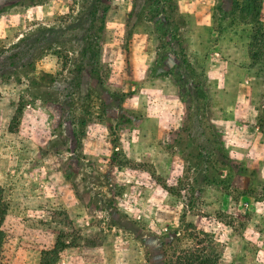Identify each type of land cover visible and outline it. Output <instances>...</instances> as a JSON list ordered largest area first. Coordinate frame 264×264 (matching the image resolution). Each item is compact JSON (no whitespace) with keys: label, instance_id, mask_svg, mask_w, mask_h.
Returning <instances> with one entry per match:
<instances>
[{"label":"rangeland","instance_id":"1","mask_svg":"<svg viewBox=\"0 0 264 264\" xmlns=\"http://www.w3.org/2000/svg\"><path fill=\"white\" fill-rule=\"evenodd\" d=\"M263 43L264 0H0V264H264Z\"/></svg>","mask_w":264,"mask_h":264},{"label":"trees","instance_id":"2","mask_svg":"<svg viewBox=\"0 0 264 264\" xmlns=\"http://www.w3.org/2000/svg\"><path fill=\"white\" fill-rule=\"evenodd\" d=\"M259 50H262V53L259 54L260 56L255 54L254 52L253 57H257V58L260 57V59L262 58L261 63L263 65L262 67L264 68V43L261 48H258V51ZM261 98L264 100V90L261 94ZM258 122L262 126V131L264 133V112L262 118L259 119ZM2 244H3V234L0 231V252H1ZM41 264H50V262L43 259L41 260ZM170 264H215V260L213 258L211 259L209 257H206V255L203 254H196L187 250H181L177 252L174 261L171 262Z\"/></svg>","mask_w":264,"mask_h":264}]
</instances>
